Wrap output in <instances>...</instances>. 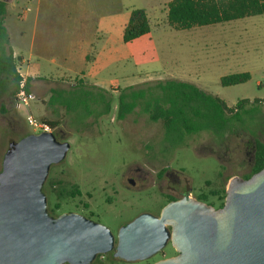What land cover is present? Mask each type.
<instances>
[{"label":"rangeland","instance_id":"1","mask_svg":"<svg viewBox=\"0 0 264 264\" xmlns=\"http://www.w3.org/2000/svg\"><path fill=\"white\" fill-rule=\"evenodd\" d=\"M29 6L30 0H13L7 5L6 26L11 36V26ZM153 43L158 62L150 66L158 73L151 74L150 81L142 82L146 80L143 75L132 79L128 86L122 76L111 77L107 80L113 89H107L108 92L95 88V82L87 80L79 82L81 85L77 84L75 90L65 82L59 87L65 93L58 95L63 105L47 103L42 106L33 100L30 111L28 108L18 110L10 93L0 94V149L3 151L10 143L31 134L26 123L28 116L57 122L54 130L57 140L67 142L70 149L62 163L50 168L46 186L48 188L59 181L56 188L64 189L66 196L74 195L77 185L83 186L85 191L97 187L95 198L99 218L93 222L105 226L114 236L119 228L141 214L157 217L165 205L158 189L168 192L176 185L177 179L181 190L190 191L194 198L207 191L218 193L215 197L209 195L207 201V205L218 207L217 197L226 190L227 179L247 175L252 166L254 143L264 144V16L185 31L154 32ZM242 73L250 76L246 83L230 87L220 85L222 77ZM169 80L192 84L223 100L228 107L235 106L240 100L259 102L246 105L241 122L221 136L208 133L192 135L186 139L185 147L176 150L163 143L162 122H150L138 108L124 120H115L116 97L121 89L132 87L137 90ZM100 96L112 100L109 115L95 117L81 112L73 115L71 112L75 105L82 104L93 109L94 101ZM68 106L72 107L70 111L66 108ZM255 108L258 112L250 114L249 111ZM9 117L16 120L11 121L12 128L5 121ZM129 169H140L139 173L146 174L143 178L148 185L144 190L121 192L118 188L117 195L109 191L98 192L105 186L104 182L109 186L116 184ZM166 170L169 177L161 186L158 176L163 178ZM127 177L134 178L131 175ZM98 193L101 200H97ZM103 200H109L111 204L106 205ZM49 202V209H52L54 200ZM71 210H74L73 204L60 209ZM173 254V250L166 247L145 262L118 261V264H150L163 255Z\"/></svg>","mask_w":264,"mask_h":264},{"label":"water","instance_id":"2","mask_svg":"<svg viewBox=\"0 0 264 264\" xmlns=\"http://www.w3.org/2000/svg\"><path fill=\"white\" fill-rule=\"evenodd\" d=\"M69 149L50 132L9 145L0 172V264H92L110 252L145 262L169 242L176 256L153 264H264V167L248 179L232 177L220 208L184 198L158 217L139 215L114 236L81 215L49 214L42 188Z\"/></svg>","mask_w":264,"mask_h":264},{"label":"crops","instance_id":"3","mask_svg":"<svg viewBox=\"0 0 264 264\" xmlns=\"http://www.w3.org/2000/svg\"><path fill=\"white\" fill-rule=\"evenodd\" d=\"M170 1L30 0L11 26V36L6 18L12 1L6 4L4 27L13 57L19 59L17 73L42 106L54 91L65 93L59 88L65 82L75 90L87 80L108 92L111 77L122 76L128 86L143 75L142 82L150 81L158 73L150 66L158 62L153 33L173 30L166 21ZM134 9L145 11L150 31L124 43L123 30Z\"/></svg>","mask_w":264,"mask_h":264},{"label":"trees","instance_id":"4","mask_svg":"<svg viewBox=\"0 0 264 264\" xmlns=\"http://www.w3.org/2000/svg\"><path fill=\"white\" fill-rule=\"evenodd\" d=\"M5 14L6 4L0 1V94L10 93L15 96L21 81V77L17 73L19 59L13 57L9 47L8 35L4 27ZM256 16H264V0H172L167 4L166 21L173 30L185 31ZM149 31L150 27L145 11L134 9L124 27L122 41L128 43L148 34ZM249 79L248 73L233 74L222 77L220 85L222 87L236 86L246 83ZM25 89L28 91L26 84ZM62 93L54 91L48 103L63 105L61 97L58 96ZM94 102L93 109L82 104L75 105L76 107L71 112L73 115L81 112L86 113L87 116L95 115V117L110 114L111 99L100 96ZM258 102L249 103L247 100H240L235 106L228 107L223 100L207 94L192 84L169 80L137 90L132 87L121 89L116 97L115 120H124L127 115L132 114L138 108L150 122H162L163 143L176 150L185 147L186 139L192 135L208 133L221 136L234 124L241 122V116L245 113L243 109L246 105H257ZM66 108L69 111L72 109L71 106ZM257 112V108L249 111L253 115ZM42 122L52 130L58 126L57 122ZM263 167L264 144L255 142L250 172L242 178L248 179ZM230 179L231 177L226 182ZM217 194L212 193V197ZM224 198L225 191L217 197L218 208L222 207ZM197 200L207 203L205 196H199ZM97 262L98 264H118L117 260L108 254L98 255L92 264H97Z\"/></svg>","mask_w":264,"mask_h":264},{"label":"flooded vegetation","instance_id":"5","mask_svg":"<svg viewBox=\"0 0 264 264\" xmlns=\"http://www.w3.org/2000/svg\"><path fill=\"white\" fill-rule=\"evenodd\" d=\"M5 121H7L9 126H10L11 121L15 122L16 120H14L13 117H9ZM10 127L12 128V126H10ZM54 130L51 129L50 133H53L55 135L56 139H59L57 137L56 133H54ZM8 149H9V146L3 151L0 149V172L2 170V161H3L4 155L6 154ZM52 166H55V165H52ZM139 172H141L140 169H135L132 171H131V169H129L124 174H122L120 176V179L118 180V182L116 184H111L109 186V185H107L108 184L107 182H104L105 186L102 187L98 192L107 193L109 191V193H111L112 195H117L118 194V188L122 190L121 192L142 191V190H144L145 186L148 185V183H147L146 179L143 178V175L145 176L146 174L145 173H139ZM130 175L134 176V178L127 177ZM168 177H169L168 170H166L163 173V178L162 177L160 178L158 176V179H159L158 183H160L161 186H164V182L167 180ZM46 181H47V179H46ZM46 181L44 182L42 191L44 192V194L46 196L47 207H48L49 214L51 216L57 217L61 214L75 213V214L81 215V216H83V217H85L91 221H95L94 219L99 218L98 213H97L99 206H97V201L95 198V192L97 190V187H91L90 191H85L83 186L77 185V186H75L74 195L71 194L69 196H66V191L64 189L57 190V188H56V186H58L60 184L59 181H56L54 184H50V186L48 188L46 186L47 185ZM180 186H181L180 181L177 179L176 185L170 187L168 192H162L160 190V188L158 189L159 194L162 196L163 200L165 201V205H163L161 207V209L159 210L158 216L160 215L163 207L166 206L167 204L171 203V202L179 201V200H182L184 198H191V199L198 201L197 198L199 196H205L206 200L208 201V196L212 194L211 191H207V192L202 193V194H200L194 198L190 191H188V190L183 191V190H181ZM63 193H65V195ZM97 195H98L97 200H101L100 193H98ZM52 199L54 200L53 207H52V209H49V203H50L49 201ZM61 201H62V205L60 204ZM103 202L106 205L111 204V202L109 200H105V201L103 200ZM199 202H201V201H199ZM69 204H73L74 210L67 211V212L66 211H60L62 206H66ZM205 204H207V203H205ZM214 208L217 209L218 207H214ZM168 229L170 230V228H168ZM166 247H170L173 250L174 254L172 256L163 255V257L154 260L150 264H153L159 260H163V259H167V258L176 256V252L171 247L170 242L167 244ZM107 254L113 256L112 252L107 253ZM116 260H117V262L121 261L118 259H116Z\"/></svg>","mask_w":264,"mask_h":264},{"label":"built area","instance_id":"6","mask_svg":"<svg viewBox=\"0 0 264 264\" xmlns=\"http://www.w3.org/2000/svg\"><path fill=\"white\" fill-rule=\"evenodd\" d=\"M33 99V95L25 89V81L21 79L18 86V91L14 96L15 107L18 110L22 108H28ZM26 123L29 129L31 130V133L38 134L42 132H51V129L47 124L33 118L32 116H28L26 118Z\"/></svg>","mask_w":264,"mask_h":264}]
</instances>
